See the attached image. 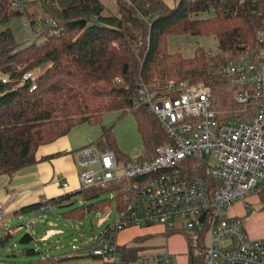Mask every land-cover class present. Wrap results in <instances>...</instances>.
<instances>
[{
  "label": "trees",
  "instance_id": "obj_1",
  "mask_svg": "<svg viewBox=\"0 0 264 264\" xmlns=\"http://www.w3.org/2000/svg\"><path fill=\"white\" fill-rule=\"evenodd\" d=\"M116 2V12L100 0H39L41 11H31L27 1L26 9L19 11L12 7V0H0V76L10 78L8 83L0 78V176L13 177L35 165L41 146L54 143L80 124L102 125L98 145L113 149L115 127L103 125V118L111 113L120 118L134 115L145 150L141 159L154 158L156 148L168 139L139 98L142 86L164 93L170 81L203 83L211 88L215 107L237 109L230 105L233 92L222 71L229 61L255 46L264 22V0H176L174 7L163 0ZM21 16L27 18L34 35L45 38L42 43H16L7 25ZM174 36L215 37L218 52L208 55L210 50L200 47L190 58L170 53L168 38ZM28 71L35 72L36 79L19 86ZM158 80L161 84L155 86ZM115 189H81L16 214L55 209L77 196L98 199ZM115 196L121 209L122 193ZM113 200L89 204L72 216L83 220L93 209H111ZM199 245L189 244L188 264H204ZM119 252L127 262L137 259L134 249L122 246ZM63 260L51 257L32 264Z\"/></svg>",
  "mask_w": 264,
  "mask_h": 264
},
{
  "label": "built area",
  "instance_id": "obj_2",
  "mask_svg": "<svg viewBox=\"0 0 264 264\" xmlns=\"http://www.w3.org/2000/svg\"><path fill=\"white\" fill-rule=\"evenodd\" d=\"M12 7L24 11L27 0H12ZM222 73L237 107L233 115L220 117L212 90L203 83L170 81L164 93L142 86L139 98L168 139L154 158L120 162L115 152L92 145L77 152L76 163L85 170L80 190L115 186L112 196L122 193V208L115 198L111 208L120 219L94 241V258L104 264H180L167 250L139 253L130 262L119 252L118 235L125 229L162 226L191 237L196 247L202 241L204 264H264V237H251L243 220L225 211L264 191V22L255 46L229 61ZM36 77L26 72L19 86ZM0 78L10 81L8 75ZM6 216L0 205V222Z\"/></svg>",
  "mask_w": 264,
  "mask_h": 264
},
{
  "label": "rangeland",
  "instance_id": "obj_3",
  "mask_svg": "<svg viewBox=\"0 0 264 264\" xmlns=\"http://www.w3.org/2000/svg\"><path fill=\"white\" fill-rule=\"evenodd\" d=\"M106 1L107 9L112 12L115 11V7H117L116 0ZM31 11H35V9L32 8ZM202 18H208V16L206 15ZM27 22V18L21 16L13 19L7 25V28L12 31L16 43L26 44L33 40L38 44L42 43L45 38L34 37L33 30L28 26ZM200 47L204 48L206 51L210 50L213 54L218 52V42L215 37L174 36L168 38L167 49L170 53L180 52L185 57L190 58L194 55L195 50ZM160 82L161 81L158 80L155 86L161 84ZM214 100L215 98H213V101ZM231 103L230 105L233 106V102ZM216 107L215 109L218 110L222 119L233 115L237 111V109L232 111H221L222 109L218 107L217 109ZM119 115L120 114L117 113L106 115L103 118V125L115 127L114 133L118 151L131 158L138 157L143 154L145 150L135 117L131 113L123 118H120ZM101 126L102 125L99 124H83L72 130L70 135L75 138L76 142L85 143L88 141L87 144L90 145L100 131H102ZM78 168L80 169V167ZM84 172L85 170L81 168L79 175L84 174ZM263 192L258 196L247 195L244 200H239L234 203L233 206L225 209L228 214H237V216L243 220L244 224H246L251 237L254 238L264 237ZM112 198L114 197L111 194H107L98 199L87 201L81 196H77L69 202H65V204H59V207L53 210L48 209L44 212L39 211L33 214L26 213L11 215L8 218L6 217L0 222V261L7 264H32L40 263L42 260L51 259V257H53L64 259L62 262H66L67 264H100V260L94 258L90 253V248L107 227L119 221L120 218L118 214L115 212L114 208L113 210L105 208L99 211L93 209L91 213L85 215L83 220L74 218L77 217V215H72L75 214L73 213L74 211L87 207L89 204H96L100 200ZM247 203L250 204L249 207L246 206ZM34 219L36 222L31 224V220ZM145 231V229L139 227H130L121 232L118 238H120L122 233L123 238L127 239L132 235H141ZM156 232L160 233L159 230ZM261 235L263 236L257 237ZM2 240L5 241L2 242ZM188 240L189 244L193 243L191 237H189ZM174 244L182 245L180 242H175ZM179 247L183 248L184 246ZM199 247L203 249L204 243H202V241H200ZM129 248L137 251V258L138 253L144 250H142L140 246ZM170 248L172 247L170 246ZM186 251L187 250L182 251L184 255H175L174 258L178 262L185 261L187 258ZM74 253H78L79 255L82 254V257L73 259L68 257Z\"/></svg>",
  "mask_w": 264,
  "mask_h": 264
},
{
  "label": "crops",
  "instance_id": "obj_4",
  "mask_svg": "<svg viewBox=\"0 0 264 264\" xmlns=\"http://www.w3.org/2000/svg\"><path fill=\"white\" fill-rule=\"evenodd\" d=\"M27 1L29 2V6L31 8L41 11L39 0ZM100 1L107 8V1ZM163 1L170 7H174L176 5V0ZM116 10L117 9L115 7L114 12H116ZM81 125L83 124L74 127L72 130ZM70 133L58 139L54 143L41 146L36 153L37 163L35 165L21 169L13 177H9L7 175L0 176V205L3 206L4 211L7 214V218L11 215H17L16 213L24 207L42 203L53 198H59L67 194L77 193L81 186V175H79L81 168L79 169L76 163L77 152L87 146H96L100 151H113L115 152L117 160L120 162H127L131 159L137 158H131L118 151L115 133V147L113 149H103L100 145H98V140L101 137L102 131H100L90 145L87 144L88 141L85 143L76 142L75 138H73ZM142 155L143 154L138 157H141ZM65 182L68 184L67 188H63L62 186ZM61 204H65V202ZM142 229H145L146 231L141 235H132L127 239L123 238L122 233L120 238L117 239L119 246L128 248L140 246L142 250L144 249L143 252L140 253L147 254H155L167 250L174 256H182L184 255L182 251L187 250V258L185 261H181L180 264L189 263V237L185 234H174L162 226H152ZM158 230L160 233L156 232ZM262 236L263 235L257 237ZM175 242H180L182 245L174 244ZM170 246L172 248H170ZM179 246L184 247L180 248ZM68 257L72 259L78 258L82 257V254L79 255L78 253H74ZM53 259L58 260V258ZM62 263L63 262H61V264ZM63 264L67 263L65 262ZM100 264L104 263L100 260Z\"/></svg>",
  "mask_w": 264,
  "mask_h": 264
},
{
  "label": "water",
  "instance_id": "obj_5",
  "mask_svg": "<svg viewBox=\"0 0 264 264\" xmlns=\"http://www.w3.org/2000/svg\"><path fill=\"white\" fill-rule=\"evenodd\" d=\"M205 217H206V214H203L202 217H201V222H203L205 220Z\"/></svg>",
  "mask_w": 264,
  "mask_h": 264
}]
</instances>
